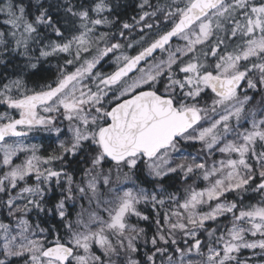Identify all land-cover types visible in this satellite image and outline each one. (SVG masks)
Instances as JSON below:
<instances>
[{
  "label": "snow or ice",
  "instance_id": "1",
  "mask_svg": "<svg viewBox=\"0 0 264 264\" xmlns=\"http://www.w3.org/2000/svg\"><path fill=\"white\" fill-rule=\"evenodd\" d=\"M0 264H264V0H0Z\"/></svg>",
  "mask_w": 264,
  "mask_h": 264
}]
</instances>
